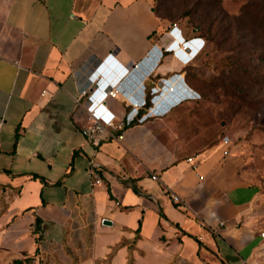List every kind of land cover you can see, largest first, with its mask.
Returning a JSON list of instances; mask_svg holds the SVG:
<instances>
[{"label":"crops","instance_id":"1","mask_svg":"<svg viewBox=\"0 0 264 264\" xmlns=\"http://www.w3.org/2000/svg\"><path fill=\"white\" fill-rule=\"evenodd\" d=\"M155 3L0 0V264L264 260L258 184L223 142L210 105L178 90L197 36L179 27L171 34ZM109 55L128 73L105 116L138 118L122 140L94 147L72 96ZM91 162L100 165L99 185Z\"/></svg>","mask_w":264,"mask_h":264},{"label":"rangeland","instance_id":"2","mask_svg":"<svg viewBox=\"0 0 264 264\" xmlns=\"http://www.w3.org/2000/svg\"><path fill=\"white\" fill-rule=\"evenodd\" d=\"M211 2L162 1L161 13L174 15L173 21L178 22L175 26L184 32H192L194 20L183 18V12L185 7L191 8L195 4L201 11H211V21L221 11L230 28L228 39L211 42L204 38L206 47L195 56L196 59L193 58L187 82L182 80L178 90H184L181 97H201L224 124L221 138L228 136L231 139L230 151L241 159L243 171L260 188L254 214L264 231V34L258 27L263 17L260 11H264V0H222L221 8L212 6ZM159 5L160 2L156 4ZM167 23L172 26L171 22ZM235 65L247 68L258 82L250 83L240 73L232 75L231 69ZM234 84L241 90L235 91ZM241 93L247 97H242Z\"/></svg>","mask_w":264,"mask_h":264},{"label":"built area","instance_id":"3","mask_svg":"<svg viewBox=\"0 0 264 264\" xmlns=\"http://www.w3.org/2000/svg\"><path fill=\"white\" fill-rule=\"evenodd\" d=\"M177 28L178 26H173V29L170 31V33L176 37H178V35L174 30ZM191 42L193 47H190L193 50L194 48L196 49L195 56L200 54L206 47L204 38L195 37ZM187 43L188 42H182L185 51L188 49ZM127 73L128 69L124 68L112 55H109L96 67L89 77V87L81 90L79 95L72 96L76 108L83 110L87 114L88 122L82 127L81 133L87 142L94 147H100L107 142L122 140L126 129L134 123L135 118L138 116V112L129 115L125 120L119 119L114 115L105 116L108 112V107L106 105L107 99L117 98L121 95L120 80H118V78L125 76ZM108 85H111V87L105 89V86ZM141 107L139 103L133 105L135 111L139 110ZM2 125L3 123L0 122V130ZM223 142L229 145L231 139L226 136L223 138ZM1 149L2 146L0 144V150ZM188 163L191 165L193 171H197L200 167L198 156L188 158ZM100 171L101 169L98 163H90V180L94 186L102 183ZM153 179L157 180L158 176L153 175ZM171 198L175 204L186 207V203L178 195L172 193ZM260 236L264 240V231L260 233ZM262 250L264 251V247ZM256 264H264V260Z\"/></svg>","mask_w":264,"mask_h":264},{"label":"trees","instance_id":"4","mask_svg":"<svg viewBox=\"0 0 264 264\" xmlns=\"http://www.w3.org/2000/svg\"><path fill=\"white\" fill-rule=\"evenodd\" d=\"M162 1L163 0H156L155 6H154L155 13L157 14L158 17H160L163 20V22H166V23L171 22L172 26L177 25L178 22L173 21L174 15L161 13ZM159 2H160V5L156 6V4ZM210 4L212 6L217 5L218 7L221 8L222 0H212ZM196 5L197 4L194 5L195 7L193 6L191 8L185 7L186 10L183 12V15H182L183 18L189 17V18H193V20L195 21V22L193 21L192 23V32L187 31V33L192 36L206 38L207 40L211 42L214 40H220V39L222 40V38L228 39L230 28L228 26V23H226L227 21L226 19H224V16H221L222 14L221 11L218 12L217 15H214L215 19L211 21V11H207V12L201 11V9L196 8ZM207 9H210V8H207ZM260 12L263 13V17L258 27L262 30L264 34V11L261 10ZM190 68L192 69V66ZM231 71H232V75H236L240 73V75H242V78H246L250 83L258 82L257 77L252 72L247 70V68L241 67L240 65L232 66ZM232 86L235 91L241 90L240 87L236 84ZM245 91H248V90L245 89ZM241 96L244 98L247 97L245 93H241ZM137 118L138 116L135 118L134 122H137L136 121ZM34 260H35V257H26L21 260H16L12 264H33Z\"/></svg>","mask_w":264,"mask_h":264},{"label":"clouds","instance_id":"5","mask_svg":"<svg viewBox=\"0 0 264 264\" xmlns=\"http://www.w3.org/2000/svg\"><path fill=\"white\" fill-rule=\"evenodd\" d=\"M108 87H111V85L105 86V89H107Z\"/></svg>","mask_w":264,"mask_h":264},{"label":"water","instance_id":"6","mask_svg":"<svg viewBox=\"0 0 264 264\" xmlns=\"http://www.w3.org/2000/svg\"><path fill=\"white\" fill-rule=\"evenodd\" d=\"M105 223H106V224H110V222H109V221H105Z\"/></svg>","mask_w":264,"mask_h":264}]
</instances>
